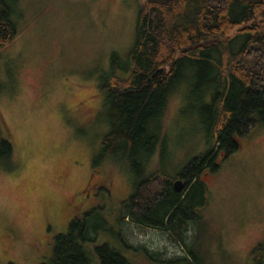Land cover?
Returning <instances> with one entry per match:
<instances>
[{"label": "rangeland", "instance_id": "1", "mask_svg": "<svg viewBox=\"0 0 264 264\" xmlns=\"http://www.w3.org/2000/svg\"><path fill=\"white\" fill-rule=\"evenodd\" d=\"M142 6L143 0L12 4L16 34L0 48V130L12 146L0 160V264H47L72 219L99 223L88 211L133 191L139 168L101 155L110 120L98 83L101 73L123 71ZM193 81L172 95L165 135L144 155L147 170L172 176L207 149L200 107L209 93ZM219 163L203 175L207 206L180 241L125 218L120 226L110 222L112 232H89L93 240L83 247L91 263L100 264L95 247L106 244L129 264H253V249L264 242V124Z\"/></svg>", "mask_w": 264, "mask_h": 264}, {"label": "trees", "instance_id": "2", "mask_svg": "<svg viewBox=\"0 0 264 264\" xmlns=\"http://www.w3.org/2000/svg\"><path fill=\"white\" fill-rule=\"evenodd\" d=\"M15 1L0 0V48L16 34ZM143 1L123 71L101 73L98 83L110 120L100 140L101 155L129 161L139 175L131 194L105 210L88 211L101 222L72 219L53 243L47 264H92L83 247L93 240L89 232H112L110 222L120 226L125 218L180 241L207 206L203 175L216 172L219 162L238 150L240 138L264 124V0ZM189 80L194 89L209 93L200 107L207 121V149L172 176L147 170L145 157L165 135L162 119L172 95ZM11 149L0 130V160ZM178 178L181 190L172 185ZM95 250L100 264H129L106 244ZM252 259L264 264V242L254 247Z\"/></svg>", "mask_w": 264, "mask_h": 264}, {"label": "water", "instance_id": "3", "mask_svg": "<svg viewBox=\"0 0 264 264\" xmlns=\"http://www.w3.org/2000/svg\"><path fill=\"white\" fill-rule=\"evenodd\" d=\"M173 187L175 190H181L183 187V181L181 179H176L173 181Z\"/></svg>", "mask_w": 264, "mask_h": 264}]
</instances>
